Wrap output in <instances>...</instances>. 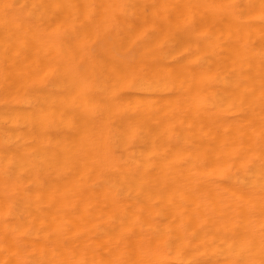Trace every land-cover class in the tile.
Segmentation results:
<instances>
[{"label": "bare ground", "instance_id": "1", "mask_svg": "<svg viewBox=\"0 0 264 264\" xmlns=\"http://www.w3.org/2000/svg\"><path fill=\"white\" fill-rule=\"evenodd\" d=\"M21 60L0 264H264V0H0Z\"/></svg>", "mask_w": 264, "mask_h": 264}, {"label": "rangeland", "instance_id": "2", "mask_svg": "<svg viewBox=\"0 0 264 264\" xmlns=\"http://www.w3.org/2000/svg\"><path fill=\"white\" fill-rule=\"evenodd\" d=\"M2 61V60H1ZM0 61V64H2V62ZM21 61H23V60H21ZM4 63H3V66H1L0 65V68L3 70L4 68L7 70H5V72L7 73L8 72V70L10 71H12V73H16V75H17V80L13 77V79H15V83L16 82H18V84H17V86L15 85V86H13V87H11V82H12V80H10L11 82H10V84L8 85L7 84V82H9L8 80H5V76H6V79H7V75H2V74H4V72L2 73L1 71H0V84H2L1 86H0V89L1 88H3V90L1 91L0 90V98H2V99H0V117L2 116V118H0V166H2L3 164H4V156H6V159H8L9 161L12 159L13 160V164H12V162L10 161V163H8L7 164V168L9 169L10 167H12V166H18V162H17V164L15 165V163H16V161H17V159H18V156L16 157V160H15V157L14 158H11V159H9L10 157H11V154L9 155V153H10V149H11V151H17L18 152V149L22 146V145H24V144H27V145H29V143H30V138H31V128L29 127V126H31V124H29L30 122H31V120L29 121V116L30 115H28L30 112H29V109L33 106V104H34V96H35V84H34V79H35V73L34 72H32V70L31 69H29V71H28V73L29 74H32L31 76H32V78L30 79V80H26V78H27V74L25 75V71H24V69H26V68H24L23 67V63L25 62V61H23V62H21V64H20V68L18 67V70L20 69V71H17V66H16V70L14 71V70H12L13 68H11V69H8L9 68V66L10 67H12L13 65H15V63L13 62V64H12V61L9 63V62H5V61H3ZM6 63H9L8 65H6ZM19 63L20 62H18V65H19ZM30 63V62H29ZM11 64H12V66H11ZM17 65V64H16ZM25 65V64H24ZM8 66V67H7ZM30 65H27L26 64V66L25 67H27V68H31V67H29ZM3 67V68H2ZM21 67L22 68H24L23 70H21ZM0 69V70H1ZM26 70H28V69H26ZM4 71V70H3ZM32 73H31V72ZM20 72H22V73H20ZM9 73V72H8ZM7 73V74H8ZM11 73V74H12ZM14 73V74H15ZM26 73H27V71H26ZM14 74H12V75H14ZM10 75V74H9ZM21 75V76H20ZM24 76H26V78H24ZM31 76H28L29 78L31 77ZM10 77H11V75H10ZM9 78V77H8ZM12 78V77H11ZM21 78V79H20ZM24 78V79H23ZM22 79H23V81H22ZM14 81V80H13ZM19 81H21L22 83L19 85ZM28 81V82H27ZM31 81V82H30ZM12 84L14 85V83L12 82ZM4 85V86H3ZM18 85L20 86L19 88H20V90H19V88H18ZM23 86V87H22ZM16 87V88H15ZM9 88V89H8ZM27 88V89H26ZM6 90H7V92H6ZM29 93V94H28ZM32 94H33V96H32ZM6 96V98L4 99V97ZM33 98H32V97ZM31 98V99H30ZM10 105H11V107H10ZM16 107H18L17 109H19V107L20 108H22V109H20V110H16V112L14 111V109H12V108H16ZM26 107V108H25ZM28 107V108H27ZM24 108V109H23ZM10 109H12V110H10ZM27 109V110H26ZM21 110H23V112L24 113H22V112H20ZM8 112V113H7ZM12 112V113H11ZM26 112H27V114H26ZM29 112V113H28ZM15 113V114H14ZM17 113V114H16ZM3 114V115H2ZM11 114V115H10ZM13 114V115H12ZM25 114V115H24ZM5 115V116H4ZM17 115V116H16ZM19 115H21L20 116V118L22 117V115L24 116V117H22L23 119H15V117H18L19 118ZM13 116V117H12ZM8 117H10L9 119H11V120H9V119H7ZM29 117V118H28ZM5 118V119H4ZM24 118H26L25 120H24ZM17 120V121H16ZM28 120V121H27ZM24 121V122H23ZM14 122H16V123H14ZM29 122V123H28ZM24 123H25V125H24ZM16 124V125H15ZM5 128H7L6 130H5ZM11 128V129H10ZM11 131L10 132V134H8V132H9V130ZM2 130H3V132H2ZM22 130H24V131H22ZM12 131H13V133H12ZM19 131V132H18ZM2 133V134H1ZM11 133H12V135H11ZM14 133H15V136H14ZM18 133H20V134H18ZM25 133V134H24ZM2 135V136H1ZM19 135V137H17ZM22 135H24V137L22 136ZM10 136H11V139H10ZM21 139V140H20ZM24 146H26V145H24ZM15 148V149H14ZM28 151V150H27ZM8 152V153H7ZM29 152V151H28ZM3 153V154H2ZM15 154H17L16 152H14ZM2 158V159H1ZM20 162H21V160H20ZM11 164H12V166H11ZM11 169H13L12 170V172L14 171V173H12V176H17L18 177V175L19 174H21L22 172L21 171H19L18 169L19 168H11ZM16 170H18V171H16ZM15 171H16V173H15ZM24 185L26 186V183H24ZM24 186V187H25Z\"/></svg>", "mask_w": 264, "mask_h": 264}]
</instances>
